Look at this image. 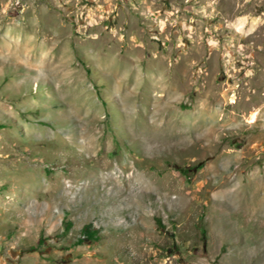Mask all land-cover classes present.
<instances>
[{
	"label": "rangeland",
	"instance_id": "1",
	"mask_svg": "<svg viewBox=\"0 0 264 264\" xmlns=\"http://www.w3.org/2000/svg\"><path fill=\"white\" fill-rule=\"evenodd\" d=\"M0 264H264V0H0Z\"/></svg>",
	"mask_w": 264,
	"mask_h": 264
},
{
	"label": "trees",
	"instance_id": "2",
	"mask_svg": "<svg viewBox=\"0 0 264 264\" xmlns=\"http://www.w3.org/2000/svg\"><path fill=\"white\" fill-rule=\"evenodd\" d=\"M69 226H67L68 228ZM81 234L83 236V238L87 241H95L98 237H97V231L90 228L89 226H84L81 229ZM81 242V241H79ZM40 244V241H39Z\"/></svg>",
	"mask_w": 264,
	"mask_h": 264
},
{
	"label": "bare ground",
	"instance_id": "3",
	"mask_svg": "<svg viewBox=\"0 0 264 264\" xmlns=\"http://www.w3.org/2000/svg\"><path fill=\"white\" fill-rule=\"evenodd\" d=\"M183 142V141H182ZM175 143V142H174ZM111 175V174H110ZM110 178V177H109Z\"/></svg>",
	"mask_w": 264,
	"mask_h": 264
}]
</instances>
